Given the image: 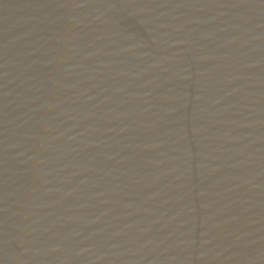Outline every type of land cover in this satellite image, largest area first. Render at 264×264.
Here are the masks:
<instances>
[{"label":"water","instance_id":"95a60500","mask_svg":"<svg viewBox=\"0 0 264 264\" xmlns=\"http://www.w3.org/2000/svg\"><path fill=\"white\" fill-rule=\"evenodd\" d=\"M0 264H264V0H0Z\"/></svg>","mask_w":264,"mask_h":264}]
</instances>
